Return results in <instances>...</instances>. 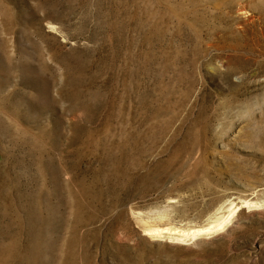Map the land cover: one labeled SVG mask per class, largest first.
Returning <instances> with one entry per match:
<instances>
[{"label":"rangeland","instance_id":"obj_1","mask_svg":"<svg viewBox=\"0 0 264 264\" xmlns=\"http://www.w3.org/2000/svg\"><path fill=\"white\" fill-rule=\"evenodd\" d=\"M0 264H264V0H0Z\"/></svg>","mask_w":264,"mask_h":264},{"label":"bare ground","instance_id":"obj_2","mask_svg":"<svg viewBox=\"0 0 264 264\" xmlns=\"http://www.w3.org/2000/svg\"><path fill=\"white\" fill-rule=\"evenodd\" d=\"M229 211H230V210H229ZM232 211H233V210H232ZM230 214H232L231 211H230L229 214H227L226 216H224V217L221 216V217H222V220H220V221H214L215 223L212 224V225H208V226H205V227L201 226V228L193 229L192 231H190V233H191L192 235L195 234V236H196L197 233H203V232H204V233H207V232H208V233H209V232L211 233V232H212L211 230H213V229H215V228H216V229H217V228L219 229L220 227H222L223 223H224V222H227V221L229 220ZM220 219H221V218H220ZM216 220H218V219H216ZM229 221H230V220H229ZM165 229H167V228H165ZM168 229H169V228H168ZM168 229H167V231H168ZM153 230H154L155 232H157L156 234L158 235V233H159V234H160V233H163L162 231L164 230V228H163V230H162L161 228H160V229H159V228H156V229L153 228ZM170 230H171V229H170ZM170 230H169V231H170ZM164 231H165V230H164ZM213 231H214V230H213ZM181 232H182V231H181ZM181 232H180V234H182ZM183 232H184V231H183ZM214 232H215V231H214ZM164 233H166V232H164ZM169 233H170V232H169ZM174 233H175V232H174ZM186 233H187V232H186ZM154 234H155V233H154ZM170 234L173 235V233H170ZM170 234H169V235H170ZM175 234H176V233H175ZM178 234H179V233H178ZM169 235H168V236H169ZM172 235H170V237H171ZM192 235H190L189 237H191ZM197 235H198V234H197ZM176 236H177V234H176ZM179 236H180V235H179ZM195 236H193V237H195ZM174 237H175V236H174ZM177 237H178V236H177ZM177 237H176V239L179 238V237H178V238H177ZM181 237H182V236H181ZM183 237H184V236H183ZM185 238H186V237H185ZM173 239H174V238H173ZM180 240H181V238H180ZM182 240H183V238H182Z\"/></svg>","mask_w":264,"mask_h":264}]
</instances>
